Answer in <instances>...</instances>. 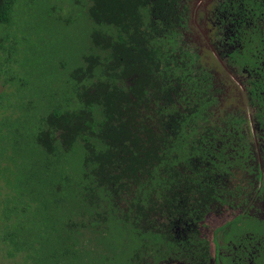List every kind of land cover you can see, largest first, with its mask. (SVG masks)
I'll return each instance as SVG.
<instances>
[{
  "label": "trees",
  "instance_id": "trees-1",
  "mask_svg": "<svg viewBox=\"0 0 264 264\" xmlns=\"http://www.w3.org/2000/svg\"><path fill=\"white\" fill-rule=\"evenodd\" d=\"M15 3L0 0V107L20 119L0 126V258L158 264L195 251L203 264L202 224L244 168L243 134L228 130L240 119L211 70L222 30L233 63L264 47V0H87L95 26L55 87L19 64L40 77L64 42L49 26L38 36ZM38 95L50 101L32 113Z\"/></svg>",
  "mask_w": 264,
  "mask_h": 264
},
{
  "label": "flooded vegetation",
  "instance_id": "flooded-vegetation-1",
  "mask_svg": "<svg viewBox=\"0 0 264 264\" xmlns=\"http://www.w3.org/2000/svg\"><path fill=\"white\" fill-rule=\"evenodd\" d=\"M257 19H264V15L258 16ZM245 21L257 20L246 17ZM255 27H257L253 32L255 37L264 34L259 25ZM241 31L237 33L240 34ZM244 31L248 34L249 30ZM209 32L208 29L204 30L205 35ZM220 33L223 35V42L219 43L221 57H218L220 59L218 68H220L221 75L218 78L216 70L213 69L211 73L215 82L219 81L223 90L219 99L221 106L228 114L240 119L239 121L233 120V126L228 130L243 134L242 140L239 137L237 139L240 140L248 166L241 169L240 181L242 182L232 186L230 184L231 189L222 190L208 218L213 216L223 219L222 209L228 197L233 196L239 215L242 214L241 217L249 219V226L242 227V223L238 222L240 216L236 215L231 220L233 222L229 221L231 223L214 229L212 237L217 250L211 254L209 246L206 245L207 250L204 252L207 253L208 260L203 264H264V248H262L264 245V47H255L254 60L244 63V60L239 59L235 60L237 63H233L227 53L233 50L238 43L236 40H228L230 35H234L232 31L226 29ZM253 80L256 85L251 83ZM221 96L225 103L221 100ZM231 228L233 232L229 233ZM242 229L247 230L246 238L243 236L235 240L224 239L228 235H236L235 231L238 233ZM207 231L210 232V229L206 225L204 228L201 227L199 236L206 239ZM220 251L224 252V257ZM201 255V253L191 251L188 260L179 257L162 258L158 264H200L198 259Z\"/></svg>",
  "mask_w": 264,
  "mask_h": 264
},
{
  "label": "rangeland",
  "instance_id": "rangeland-1",
  "mask_svg": "<svg viewBox=\"0 0 264 264\" xmlns=\"http://www.w3.org/2000/svg\"><path fill=\"white\" fill-rule=\"evenodd\" d=\"M86 1L87 0H16V3H15L16 9L24 15H27V16L31 15L33 22H35L32 25H34L35 28L39 30L38 36L40 34H44L46 37H50V36H47L50 33H43L44 28L46 26H49L51 29L56 31L57 34L59 35V36L55 35L56 38H53V40H55L59 44H61L59 42V39H61L64 42L59 47L58 53H55V55L53 56H49V62L47 63L48 66H45V65L42 66V74L40 77L37 76L36 74L38 71V68H29V65L26 66L24 62L19 64L20 74L25 75L24 77L28 80V82L33 81L32 85H39V87H43L42 84H46L48 82V84L53 85L54 87L55 85L58 86L59 82H61L60 78H61L62 72H65L66 70H68V67L71 68L73 65H75L74 63H72V59H75L78 52L80 51L77 44L81 43L82 39L86 38L89 32L91 31V29L95 26L86 11V7H85ZM61 37L64 38L65 40L62 39ZM33 41H37V40H33ZM43 47H45L46 50H50L51 48V47H46L45 45H43ZM63 53L65 54L59 55ZM71 53L73 54V58H72ZM65 62L67 63L65 64ZM53 75H55L58 78L57 81L55 79L50 81L51 80L50 77ZM43 79H45V81L42 82ZM5 80H8V79H5ZM7 89H10V88H6L5 90ZM45 94L48 96L47 92H45ZM34 98H39V99L38 101L36 99H35L36 100L35 102L33 101L35 107L32 108V113L38 112V110L40 111L42 107L45 104H47V101L48 102L50 101V100H45V98H42L41 96L34 97ZM221 100L225 103L223 96H221ZM18 113H19V109L15 105L7 106V107L1 106L0 107V126L5 127V128L17 127L20 124ZM6 141H9V140L6 139ZM242 158L244 159L243 167L245 168L247 165V161L244 158L243 152H242ZM16 161H19V160H16ZM236 172H237V174L235 175L236 177L233 178L232 180L233 185L236 183L239 184L240 182H242L240 181V174L242 172L241 169H237ZM0 184L2 185V181H0ZM263 189H264V182H263ZM2 190H5V188L3 187ZM232 193L233 192H231V194ZM235 204L236 203H235L234 197L229 196L222 209L223 219H218L212 216L208 218V220L205 222L206 224L205 223L202 224V227L204 228V226L206 225V227L210 229V232L208 231L206 232L205 237L207 240L201 236H199V238H201L207 244V246H209V251H211L210 252L211 254H214L215 251L217 250L214 245L212 232L214 229L218 227H222V226L227 225L228 223L233 222L231 220H233V218H235L236 215H239L238 208L235 206ZM241 215L242 214L239 215L240 220L238 222L239 224L242 223L241 226L246 228L249 226V219H245V217H241ZM243 215L245 216L246 214H243ZM232 232H233V228L230 229L229 233H232ZM246 232L247 230L245 229H242L241 232L239 231L238 232L239 234L235 231L236 235H232V236L228 235V237H225L224 239L225 240L227 239L235 240L237 238L241 239L243 236H245L246 238V235H245ZM262 248H264V245H262ZM220 254H222V257H224L223 256L224 252L220 251ZM0 264H24V262L21 256H19L16 258L15 262L13 263H11L10 261L8 262L3 261V259L0 258Z\"/></svg>",
  "mask_w": 264,
  "mask_h": 264
}]
</instances>
